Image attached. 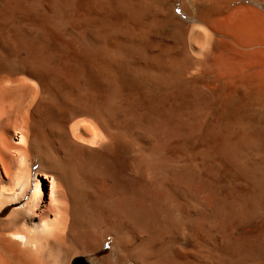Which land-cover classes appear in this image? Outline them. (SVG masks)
<instances>
[{
    "label": "bare ground",
    "instance_id": "1",
    "mask_svg": "<svg viewBox=\"0 0 264 264\" xmlns=\"http://www.w3.org/2000/svg\"><path fill=\"white\" fill-rule=\"evenodd\" d=\"M108 239L264 264V0H0V264Z\"/></svg>",
    "mask_w": 264,
    "mask_h": 264
},
{
    "label": "rangeland",
    "instance_id": "2",
    "mask_svg": "<svg viewBox=\"0 0 264 264\" xmlns=\"http://www.w3.org/2000/svg\"><path fill=\"white\" fill-rule=\"evenodd\" d=\"M43 188H44V191L48 192L49 191V184L47 181H42L41 182ZM32 185V184H31ZM8 211H4V213L7 214ZM3 213V214H4ZM5 214V215H6ZM111 243H112V239H108L106 244H105V248H104V251L101 252L100 254H95V255H89V254H86V255H83V256H80V258L83 260V262L85 264H94L93 263V260H97L99 259L101 256H104V255H107L110 253V250H111ZM126 264H135L134 262H128Z\"/></svg>",
    "mask_w": 264,
    "mask_h": 264
},
{
    "label": "trees",
    "instance_id": "3",
    "mask_svg": "<svg viewBox=\"0 0 264 264\" xmlns=\"http://www.w3.org/2000/svg\"><path fill=\"white\" fill-rule=\"evenodd\" d=\"M6 211H8V210H6ZM6 213H4V215H5Z\"/></svg>",
    "mask_w": 264,
    "mask_h": 264
}]
</instances>
